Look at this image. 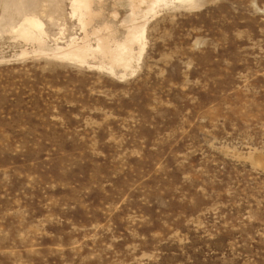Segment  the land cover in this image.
Listing matches in <instances>:
<instances>
[{
  "label": "rangeland",
  "instance_id": "374dc122",
  "mask_svg": "<svg viewBox=\"0 0 264 264\" xmlns=\"http://www.w3.org/2000/svg\"><path fill=\"white\" fill-rule=\"evenodd\" d=\"M132 1L0 0V264H264V0H172L126 71L57 55Z\"/></svg>",
  "mask_w": 264,
  "mask_h": 264
},
{
  "label": "bare ground",
  "instance_id": "6f19581e",
  "mask_svg": "<svg viewBox=\"0 0 264 264\" xmlns=\"http://www.w3.org/2000/svg\"><path fill=\"white\" fill-rule=\"evenodd\" d=\"M79 4L89 9L91 0H77ZM172 0H133L130 2L132 13L130 15V24L125 25L128 30L126 42L124 44H116L114 38L98 37V49L92 50L88 47L86 40L74 43L66 50H60L57 55L68 57L70 59L82 62L88 52H106L110 55L112 64L122 68L124 71L128 69L132 61V46L142 41L145 35V26L150 14L155 15L159 9L165 7ZM177 3H193L194 0H176ZM137 11V12H136ZM116 17V16H115ZM27 24L34 29H42V24L33 18L26 19ZM143 51L141 48L140 52ZM35 53V52H34ZM28 54V53H27ZM113 72V67H109Z\"/></svg>",
  "mask_w": 264,
  "mask_h": 264
}]
</instances>
